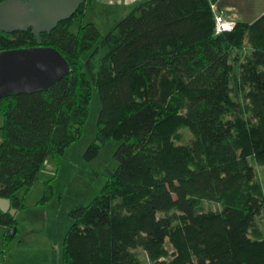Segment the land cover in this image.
<instances>
[{"label": "trees", "instance_id": "16d2710c", "mask_svg": "<svg viewBox=\"0 0 264 264\" xmlns=\"http://www.w3.org/2000/svg\"><path fill=\"white\" fill-rule=\"evenodd\" d=\"M219 1L140 0L102 33L82 0L40 40L0 31V51L53 47L70 66L47 90L0 98V198L26 208L19 191L83 136L93 84L102 108L84 157L119 141L101 192L70 211L64 264H144L142 252L153 264H264V12L216 34ZM53 194L49 181L40 203ZM0 225L5 253L18 219L0 209Z\"/></svg>", "mask_w": 264, "mask_h": 264}, {"label": "rangeland", "instance_id": "374dc122", "mask_svg": "<svg viewBox=\"0 0 264 264\" xmlns=\"http://www.w3.org/2000/svg\"><path fill=\"white\" fill-rule=\"evenodd\" d=\"M250 1L220 0L217 5L230 21H250L264 12V0ZM88 18L87 14L83 21L88 22ZM79 24L80 21L77 20L72 30L77 31ZM104 26L105 22L101 27L103 33L112 28V25H109L110 29ZM103 53L100 49L97 58L100 59ZM101 108L102 102L93 84L90 115L81 139L68 147L64 156H50L31 189L19 191L18 195L25 198L26 208L16 213L19 231L5 253L4 235L7 228L0 225V264H64L63 239L73 222L71 209L90 203L101 192L109 172L118 166L114 153L119 141L105 144L92 161H87L84 157L87 146L95 139ZM3 123L4 116L0 111V142ZM181 136L184 142L192 139L189 130H182ZM255 169L264 187V167L255 165ZM49 181L52 182L54 194L46 203H40ZM206 208L217 209L219 206L207 203ZM257 222L264 233V218L258 217ZM167 247L172 249L169 243ZM141 257L144 264H153L143 252Z\"/></svg>", "mask_w": 264, "mask_h": 264}, {"label": "water", "instance_id": "95a60500", "mask_svg": "<svg viewBox=\"0 0 264 264\" xmlns=\"http://www.w3.org/2000/svg\"><path fill=\"white\" fill-rule=\"evenodd\" d=\"M82 0H3L0 31L32 29L38 40L78 10ZM68 61L53 47L34 46L0 51V98L39 89L47 90L68 72ZM0 209L16 215L11 200L0 198ZM15 233V229L13 230Z\"/></svg>", "mask_w": 264, "mask_h": 264}, {"label": "crops", "instance_id": "0c3cea01", "mask_svg": "<svg viewBox=\"0 0 264 264\" xmlns=\"http://www.w3.org/2000/svg\"><path fill=\"white\" fill-rule=\"evenodd\" d=\"M139 1L140 0H92L86 10L85 17L88 14L89 21L94 22L102 32L103 30L101 27H103L104 22L106 23L104 27L110 29V27H113L114 24L128 14L132 5ZM250 2L249 0V3ZM109 25L112 26L109 27Z\"/></svg>", "mask_w": 264, "mask_h": 264}, {"label": "built area", "instance_id": "2783aa9c", "mask_svg": "<svg viewBox=\"0 0 264 264\" xmlns=\"http://www.w3.org/2000/svg\"><path fill=\"white\" fill-rule=\"evenodd\" d=\"M211 8L215 15V33L219 34L224 31H230L235 26V21H230L227 19L224 14L219 10V7L216 3L211 4Z\"/></svg>", "mask_w": 264, "mask_h": 264}]
</instances>
